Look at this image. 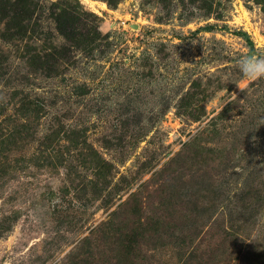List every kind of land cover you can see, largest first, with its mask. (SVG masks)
I'll use <instances>...</instances> for the list:
<instances>
[{
  "label": "rangeland",
  "instance_id": "1",
  "mask_svg": "<svg viewBox=\"0 0 264 264\" xmlns=\"http://www.w3.org/2000/svg\"><path fill=\"white\" fill-rule=\"evenodd\" d=\"M0 2V264H264V0Z\"/></svg>",
  "mask_w": 264,
  "mask_h": 264
},
{
  "label": "trees",
  "instance_id": "2",
  "mask_svg": "<svg viewBox=\"0 0 264 264\" xmlns=\"http://www.w3.org/2000/svg\"><path fill=\"white\" fill-rule=\"evenodd\" d=\"M106 2H108V1H106ZM4 9L5 8L3 6V3L0 2V12L2 10H4ZM31 14H32V12L29 13V16H27V17L24 18V17L21 16L20 9H17L16 12H15V15H14V21H11V22L14 24L15 31L17 33L18 32L29 33L31 36H34V38L37 39V35H35L36 32H34L33 26L31 25V22H30V16H31ZM58 35H60V37L62 38L63 42H65L67 40L66 37L63 34H61V33L58 32ZM14 47H16V45ZM65 50H66V48H65ZM32 51L34 52V50H32ZM185 161L187 162L188 161V158H185L184 159V162ZM202 183H204V185H202ZM204 186H205V181L204 180H200V181H198L196 183V185H193L190 189L191 190H196V191H194L192 193V196H193L194 199H196L197 197H200V200H202V202L200 201L201 203L199 204L198 208L201 209V210H203V211H206L207 213L209 212L208 214H210V209L209 208L206 209V207H212L213 206L212 203L215 200L212 199V198H210L211 199V202H209L208 200H206L205 195H202V194H205V192L200 191V188H202ZM238 195H239L238 198H240L241 201H243L242 200V198H243V191H242V189H240L238 191ZM203 203L206 204V206H204ZM193 205H196L197 206L196 202ZM244 209H245V207H244ZM213 211H214V206L212 207L211 215L213 214ZM227 229L229 230V227ZM232 233L236 236V232H232ZM232 233L229 234V236H232L233 235ZM218 235L219 236H217V238H223V237H225V236L228 235V232L227 231H224V229H222L221 230V233H219ZM231 247H232V245H231ZM243 263L244 262L242 261V264Z\"/></svg>",
  "mask_w": 264,
  "mask_h": 264
},
{
  "label": "clouds",
  "instance_id": "3",
  "mask_svg": "<svg viewBox=\"0 0 264 264\" xmlns=\"http://www.w3.org/2000/svg\"><path fill=\"white\" fill-rule=\"evenodd\" d=\"M242 78L253 81L264 77V57L242 55L237 61Z\"/></svg>",
  "mask_w": 264,
  "mask_h": 264
}]
</instances>
